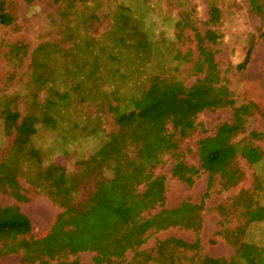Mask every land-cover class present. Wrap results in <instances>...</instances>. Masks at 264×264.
I'll return each instance as SVG.
<instances>
[{
  "label": "rangeland",
  "instance_id": "rangeland-1",
  "mask_svg": "<svg viewBox=\"0 0 264 264\" xmlns=\"http://www.w3.org/2000/svg\"><path fill=\"white\" fill-rule=\"evenodd\" d=\"M5 1L16 17L18 26L10 29L0 25V162L6 159L18 168L17 180L28 200L20 202L8 194L0 193V203L17 205L30 219V235L38 237L52 226L64 210L51 201L41 187L35 185L38 165L33 158L26 157V150L33 147L39 151L41 167L53 163L73 173L76 161L93 154L104 141L103 135L93 136L91 131L98 126L107 134L114 130L112 114L106 111L109 103L114 105L117 101L123 102L126 96L144 88L153 74L173 77L185 86L191 85L196 77L191 74V62L182 56L189 52L188 57L195 59L196 42L190 27L184 28L181 38L176 37L174 24L181 16L189 14L190 23L199 31L204 30L208 27L206 21L211 0ZM212 1L217 11L215 22L209 26L219 35L215 59L220 75L228 83L235 106L254 102L264 109V0H256L257 9L250 5L249 0ZM120 6L125 7L124 13L130 16L125 29L129 31L138 24L147 40L153 43L148 56L135 58L130 65L124 64L122 73L126 76L123 79L117 78L115 81L114 76L104 72L96 81H86L81 90V99L84 100L76 96L58 107L48 106V99L55 100L56 92L70 91L80 81L81 60L76 58L83 49L90 44L112 46L119 32V26H114V23L122 12ZM249 49L248 63L244 68H238L237 65L243 61ZM107 51L99 56L100 61L104 60ZM175 54H178L179 59H174ZM82 57L91 63V58L86 55ZM6 103L18 111L20 118L30 115L36 119L35 133L23 148L13 146L14 132L6 133L1 117ZM46 115L52 118L50 122L46 121ZM232 120L231 107L206 109L196 117L195 132L179 143L187 165L198 170L191 186L172 176L173 159L169 155L154 169V174L165 177L164 204L144 212L143 217L155 214L162 208L176 207L184 200L195 204L202 200L204 202L199 247L195 250H180L178 260L172 257L171 260H164V263H150L199 264L198 259H188L194 252L228 262L232 249L218 234L224 221L216 208L228 206L236 191L220 190L217 177L208 189L207 173L200 168L197 143L200 138L213 135L218 124ZM168 128L171 130V126ZM244 138L258 145L264 153L263 117L257 114L247 117L245 125L232 140ZM238 164L244 172L243 188L254 191L256 201L262 203L264 159L249 165L238 157ZM104 175L108 178L112 176L110 170H105ZM142 189L143 186H140L139 190ZM206 191L208 195L204 197ZM80 197L81 194L75 196L76 199ZM228 217L231 220L227 222L225 219L224 225L232 229L236 221L232 215ZM167 238L193 243L196 233L179 226L152 232L137 251L149 252L159 241ZM246 240L263 246L264 222L254 226ZM133 253L128 250L120 260L109 262L103 259L96 262L98 254L95 251L83 250L61 256L49 261V264H129ZM0 264L24 263L17 253L1 257ZM32 264L42 263L36 261Z\"/></svg>",
  "mask_w": 264,
  "mask_h": 264
},
{
  "label": "trees",
  "instance_id": "trees-1",
  "mask_svg": "<svg viewBox=\"0 0 264 264\" xmlns=\"http://www.w3.org/2000/svg\"><path fill=\"white\" fill-rule=\"evenodd\" d=\"M249 2L253 8H259L256 0ZM124 10L125 7L120 6L122 12L114 23L119 26V32L112 46L90 44L83 49L76 58L81 60L80 81L70 91L56 92L55 100L48 99V106L58 107L76 96L84 100L81 90L86 81H96L104 72L114 76L115 81L123 79L126 76L122 73L124 64L130 65L133 59L148 56L153 43L147 40L138 24L129 31L125 29L130 16ZM216 11L211 0L206 21L208 27L202 31L190 23L189 14L181 16L174 24L178 38L183 35L184 28L192 29L196 58L190 59L189 52L182 57L191 62V74L196 77L194 82L185 86L179 79L153 74L144 88L126 96L123 102L109 103L106 111L112 114L114 130L107 134L98 126L91 131L93 136L103 135L104 141L93 154L76 161L73 173L53 163L41 167L39 151L33 147L26 150V157L33 158L38 165L35 185L41 187L64 213L43 235L33 237L27 215L17 205L0 203V258L19 253L24 264L36 261L49 264L69 253L90 250L98 254L96 262L103 259L113 262L131 250L134 253L129 264H152L150 261L164 263L172 257L178 260L179 251L183 249L195 250L199 247L203 200L198 204L184 200L176 207L162 208L147 217L142 214L164 204L165 177L154 174V169L166 155L173 159L172 176L189 186L193 184L198 170L187 165L179 143L195 132L197 115L206 109L231 107L232 122L218 124L213 135L200 138L197 144L200 168L208 177V189L217 177L220 190L236 191L228 206L216 208L224 221L218 234L234 252L227 263L196 252L188 259H198L199 264H264V245L246 240L252 228L264 222V195L263 202L258 203L255 192L243 188L244 172L238 164V157H241L249 165H255L264 159V153L247 138L232 140L245 125L247 117L257 114L264 118V109L254 102L235 106L233 94L221 77L215 59L219 35L209 25L215 22ZM0 25L10 29L18 26L5 0H0ZM106 50V57L100 61L99 56ZM250 53L251 50H247L238 68L246 66ZM178 54L174 55L175 60L179 59ZM85 55L91 58V63L81 59ZM9 105L6 103L1 111L4 127L6 133L14 132L13 146L23 148L35 133L36 119L30 115L20 118L18 111ZM45 117L48 122L52 120L48 115ZM105 170H110L112 176L106 177ZM17 175L16 166L6 159L0 162V193L26 202L28 199L22 193ZM140 186H143L142 191ZM78 194L81 197L76 199ZM207 195L206 191L204 197ZM228 215L236 221L232 229L224 225L225 219L231 220V217L226 218ZM174 226L193 230L195 241L188 243L167 238L149 252L137 251L150 233Z\"/></svg>",
  "mask_w": 264,
  "mask_h": 264
},
{
  "label": "crops",
  "instance_id": "crops-1",
  "mask_svg": "<svg viewBox=\"0 0 264 264\" xmlns=\"http://www.w3.org/2000/svg\"><path fill=\"white\" fill-rule=\"evenodd\" d=\"M225 242V241H224ZM226 243V242H225ZM226 245H228L231 249H232V254H233V252H234V249L228 244V243H226ZM231 254V255H232ZM231 255L229 256V258L231 257Z\"/></svg>",
  "mask_w": 264,
  "mask_h": 264
}]
</instances>
